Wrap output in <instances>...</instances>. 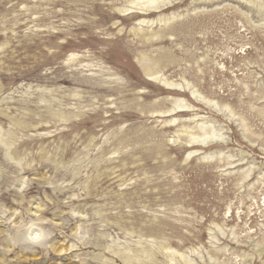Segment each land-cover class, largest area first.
I'll return each mask as SVG.
<instances>
[{"label":"rangeland","instance_id":"1","mask_svg":"<svg viewBox=\"0 0 264 264\" xmlns=\"http://www.w3.org/2000/svg\"><path fill=\"white\" fill-rule=\"evenodd\" d=\"M128 1L0 0V264H264V0Z\"/></svg>","mask_w":264,"mask_h":264},{"label":"bare ground","instance_id":"2","mask_svg":"<svg viewBox=\"0 0 264 264\" xmlns=\"http://www.w3.org/2000/svg\"><path fill=\"white\" fill-rule=\"evenodd\" d=\"M126 5H128V6H124V7L120 8V9L116 10L117 13L120 14L118 16L123 17L125 15H131L132 14V17L138 18V16H143V15L148 16L152 12L159 13L161 11H164L167 7H173V3H171V0H129ZM172 17H173V15H172ZM122 21H124V20H122ZM150 22H152V21H150ZM158 22H160V20H158ZM138 23L139 24H144L145 23V19H139ZM136 30L139 31L138 29H136ZM147 35L149 36V38H145V40H146V42H150V43L157 42L159 38L163 42L164 41L167 42L169 40L170 41H174V40H172L170 38L172 35H168V37H167L166 34L161 35L159 32L158 33L151 32V33H149ZM141 67L143 68V70L145 72V75L147 76L146 77V81L149 82L150 84L156 85V89L159 91V93L175 95V94H177L176 93L177 91L178 92H184L183 90L177 88V86H175V84H173L171 82H167V81L161 80L158 77V74L156 72H154V70H152L151 68L147 69L145 63L141 64ZM191 98L192 99H197V100H194V101L198 102L199 104H206V103H203V101L201 100L200 96H198L195 92H191ZM198 98H200V99H198ZM179 107L183 109L182 111H179L181 113L193 112L192 109H190L191 106H187L186 104H183V105L180 104ZM179 112H177V113H179ZM164 114H167V116H165V117L175 115L176 114L175 113V108L172 109V110L167 111ZM172 123H174V122H172ZM205 125H206V123H203L201 126H205ZM217 137L218 136L216 134H214L212 137H206L205 139H202L201 142L205 143L207 141H212V140L217 139Z\"/></svg>","mask_w":264,"mask_h":264}]
</instances>
